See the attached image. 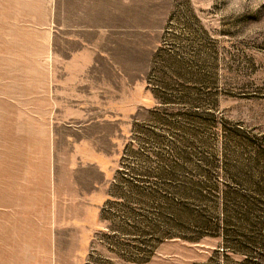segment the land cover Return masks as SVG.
Returning a JSON list of instances; mask_svg holds the SVG:
<instances>
[{"label": "rangeland", "instance_id": "rangeland-1", "mask_svg": "<svg viewBox=\"0 0 264 264\" xmlns=\"http://www.w3.org/2000/svg\"><path fill=\"white\" fill-rule=\"evenodd\" d=\"M58 2L0 0V264H264V0H176L107 171L50 206L27 162Z\"/></svg>", "mask_w": 264, "mask_h": 264}, {"label": "crops", "instance_id": "crops-1", "mask_svg": "<svg viewBox=\"0 0 264 264\" xmlns=\"http://www.w3.org/2000/svg\"><path fill=\"white\" fill-rule=\"evenodd\" d=\"M175 1L59 0L50 42L58 49L48 61L53 66L48 111L37 119L42 124L36 130L39 146L28 149L34 155L27 162L42 175L44 204L88 198L78 185L81 160L98 173L107 171L104 161L111 154L105 142L115 140L113 130L109 133L119 117L115 110L131 108L132 85L146 76Z\"/></svg>", "mask_w": 264, "mask_h": 264}]
</instances>
